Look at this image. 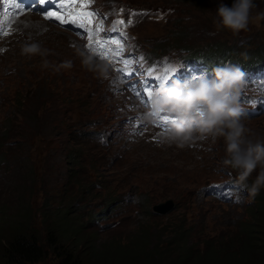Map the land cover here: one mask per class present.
I'll return each mask as SVG.
<instances>
[{"label":"rangeland","instance_id":"obj_1","mask_svg":"<svg viewBox=\"0 0 264 264\" xmlns=\"http://www.w3.org/2000/svg\"><path fill=\"white\" fill-rule=\"evenodd\" d=\"M125 1L130 6L160 11L173 21L165 26L162 21H145L133 30L141 45L147 50H155L152 52L154 54L165 52L168 46H172L170 54L176 55L175 50L181 46L203 49L214 43V39L222 43L237 41V34L227 29L217 31L222 28L215 26L216 8L221 0H201L195 4L196 7L187 0ZM223 2L231 6L227 0ZM255 4L264 13V0ZM47 10L56 9L48 7ZM31 15L40 21V25H33L27 16L23 17L17 33L7 41L6 50L0 49V155H3L0 161V231L6 229L4 225L10 213L7 202L13 201L19 211L21 204L16 200L15 191L22 175L33 172L35 193L28 197L34 215L31 223L38 230L41 240L45 239L47 231L44 225L47 224L42 215L44 198L49 197L51 190L58 193V189L65 187L67 175L62 163L68 158V148H79L86 158L82 157L81 166L75 167H83L90 172L84 179L79 175L86 190L82 193L76 190L70 199L63 196L61 211L73 222L75 228H83L84 234L91 235V247L99 256L105 253V258L114 259L110 253L119 251L120 256L132 253L129 260L140 261L144 257L139 256L136 250L138 244L147 243L144 250L138 247L144 252L153 251L157 244L159 248L165 249L169 245L168 240L171 245L175 244L174 229L178 228L184 230L185 238L178 240L182 247H193L190 251L192 263L209 260L210 264H230L233 259L228 254L224 256L222 251L233 249L234 242L240 243L248 226L255 229L252 232L254 236L264 234V231H258L264 227L262 214L258 211L261 205H256L257 200L251 196L247 186L239 185L230 192L235 196L233 204L210 200L201 191L203 182L214 176L216 162L227 158L223 139L211 140L201 152L192 147L173 145L154 148L148 145L147 156L143 158L139 155L138 158L143 159L137 161L134 160L137 154L133 148H123L122 155L114 157L116 154H108L111 151L109 148H104L108 153L103 152L92 135L85 141L73 137L66 127L73 113L103 114L113 111L115 105L109 101L110 93L102 78L101 67H96L100 64L85 61L77 50L69 51L67 45L59 40L67 32L55 26L57 21L45 17L38 19L35 14ZM180 15L181 19L175 21ZM166 20L167 17L163 19ZM26 24L30 32L24 29ZM206 24H212V27L208 28ZM249 27L247 31L241 32H250L249 36L256 38L250 41V46L264 45V18L257 14L251 15ZM29 46L30 49L37 46L38 51H29ZM94 113H88L87 116ZM69 122L77 126L84 124L86 130H90L86 116L73 117ZM247 124L251 129L246 134L247 139L262 142L260 135L264 134V114L250 119ZM24 144L28 149V163L19 154ZM97 163H102L103 167L95 165ZM92 168L97 173L107 175L105 179L100 176L109 185L95 201L114 196L125 197L131 192L140 195L128 200L122 219L110 227L108 222H103L107 223L105 225L95 224L91 219L94 201L80 198V195H91L88 187L91 181L97 184L98 174ZM56 172L60 179L53 181ZM256 174L254 171L248 181L249 185ZM175 191L180 194L182 192L180 198ZM107 194L110 195L106 197ZM173 200L176 204L174 210L169 212ZM50 203L53 208L60 205ZM79 204L86 205L87 212L83 216L80 215ZM153 204L154 208L163 205L158 215L146 212L152 210ZM214 253L216 256H213ZM53 262L49 256L36 264ZM93 262L101 263V260L95 258Z\"/></svg>","mask_w":264,"mask_h":264},{"label":"clouds","instance_id":"obj_2","mask_svg":"<svg viewBox=\"0 0 264 264\" xmlns=\"http://www.w3.org/2000/svg\"><path fill=\"white\" fill-rule=\"evenodd\" d=\"M223 1L216 8L217 28L237 35L247 31L252 9L256 7L254 0H233L231 6ZM260 16L264 18V13ZM29 51L36 52L38 47L32 46ZM240 56L244 61L250 59L247 52H241ZM100 71L106 74L107 66ZM247 85L241 65L225 62L212 68L211 78L201 73L185 81L174 79L170 85L164 83L156 87L143 119L155 124L158 113L170 115L172 118L161 139L181 148L192 147L196 141L223 138L227 154L224 163L236 170V182L247 186L255 197L264 189V142L247 139L246 134L251 129L246 126L245 105L241 102ZM258 168V174L249 185Z\"/></svg>","mask_w":264,"mask_h":264},{"label":"trees","instance_id":"obj_3","mask_svg":"<svg viewBox=\"0 0 264 264\" xmlns=\"http://www.w3.org/2000/svg\"><path fill=\"white\" fill-rule=\"evenodd\" d=\"M194 1L198 3L201 0ZM194 1L190 2L194 4ZM227 1L230 4L233 3V0ZM258 1L259 0H254V2ZM259 7L260 6H257L252 9L251 14L261 12L262 9H259ZM260 51L262 52V50ZM83 135L88 137L89 133L86 131ZM67 153L68 158L62 163L66 168L65 173L67 175L64 184L65 187L58 189V193L56 194L57 196H64L70 199L76 190L80 191V193L85 191V185L84 183L81 184L82 181L80 180L79 172L86 169L83 167L77 169L75 167L78 165L81 166L80 161L82 157H84L81 149L68 148ZM19 154L25 157L28 163L26 144L21 146ZM15 156L17 157L18 155ZM2 157L3 155H0V161ZM95 165L103 167L102 163H97ZM92 169L96 172L94 168ZM29 170H32V168L29 167ZM97 174L100 178L101 176L104 179L107 177V175L100 172ZM32 175L33 172L24 173L21 177V182L16 188V200L21 204L19 211H17L13 201L7 202V208H9L10 213L5 221L4 226L6 229L0 231V264H36L45 260L48 256H52L54 260L53 264H137L138 262L141 264L211 263L209 260H207V262L201 260L196 263L190 261L192 255L190 251L193 247L190 249L188 247L185 249L182 247V244L178 240L185 238L183 234L184 230L178 228L174 229L175 235L173 241L175 244L171 245V241L168 240L169 245L165 249L159 248L157 244L153 248V251L149 250L150 252H144L142 250H144L147 243L139 242L142 250L140 251V248H138L140 247L139 244L136 250L139 251V256L144 257V259L140 261L136 260L134 262L129 260V258L133 256L132 253H123L124 257L120 256L118 255L121 254L119 251L110 253L114 259L105 258V253L99 256L94 253L95 250L91 247V245H93L91 235L84 234L82 230L85 229L83 228H75L72 224L73 222L62 213L61 209L53 208L50 202L45 203L42 211L43 219H45V224H47L46 226L44 225L47 233L45 239L41 240L38 230L33 227L31 223V221L34 220V215H32V206L28 197L35 192L34 185L32 184ZM59 179V174L56 172L53 175V181ZM26 183L27 186L25 185ZM62 189H64L63 194L61 191ZM96 195L99 194H95V196ZM109 195L110 194H107L106 197ZM255 198L257 200L256 205H261L258 211L262 214L261 219L262 222H264V189H261V192L256 195ZM59 211H61V213ZM247 229L248 231L245 229V237L240 240V243L238 241L234 242L233 249L227 248V250L222 251L224 256L228 254L233 259L230 264H264V234L262 236H254L252 232H254L255 229H252L251 226H248ZM258 231H264V227ZM213 256H216V254L214 253ZM95 258L98 259V261L101 260V263L93 262Z\"/></svg>","mask_w":264,"mask_h":264},{"label":"snow or ice","instance_id":"obj_4","mask_svg":"<svg viewBox=\"0 0 264 264\" xmlns=\"http://www.w3.org/2000/svg\"><path fill=\"white\" fill-rule=\"evenodd\" d=\"M18 4H22V0H16ZM90 0H33L32 4L24 5V7L36 10L39 7H53L54 11H44L45 19H54L61 25H72L79 29H82L89 37L87 47L96 54L100 59H109V57H121L123 67L118 68L117 71L123 72L126 77H132L136 74V70L131 67V61L123 59V47L119 38H103L98 37V33L102 31L101 25L92 27L96 13L88 10ZM117 24H123V20L116 22ZM132 23L131 20L128 21ZM107 45V47H105ZM177 69L170 67L165 71L163 75L155 76L154 79L159 82V86L166 83L176 73ZM151 75V73H149ZM144 93L151 101L152 89L147 85V81L144 82ZM132 86V85H130ZM157 87V86H156ZM133 90L135 88L133 87ZM140 95V93H137ZM252 104H257V101H251ZM161 122L167 123L172 117L168 114H157ZM215 187H219L218 185Z\"/></svg>","mask_w":264,"mask_h":264},{"label":"bare ground","instance_id":"obj_5","mask_svg":"<svg viewBox=\"0 0 264 264\" xmlns=\"http://www.w3.org/2000/svg\"><path fill=\"white\" fill-rule=\"evenodd\" d=\"M21 11L20 10H15L13 13H15V14H17V13H20ZM28 19H30V22L31 23H33V25H40V23L37 21V20H35V19H33V18H28ZM27 25V24H26ZM23 27V26H22ZM26 31H29L30 32V30H29V28H28V25H27V27L26 28H24ZM18 97V96H17Z\"/></svg>","mask_w":264,"mask_h":264}]
</instances>
